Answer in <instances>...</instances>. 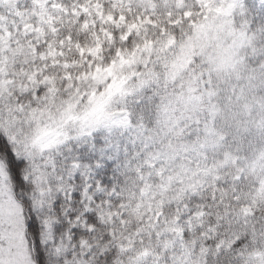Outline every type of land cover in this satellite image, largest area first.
Returning a JSON list of instances; mask_svg holds the SVG:
<instances>
[{"label": "snow or ice", "instance_id": "snow-or-ice-1", "mask_svg": "<svg viewBox=\"0 0 264 264\" xmlns=\"http://www.w3.org/2000/svg\"><path fill=\"white\" fill-rule=\"evenodd\" d=\"M0 264H264V0H0Z\"/></svg>", "mask_w": 264, "mask_h": 264}]
</instances>
